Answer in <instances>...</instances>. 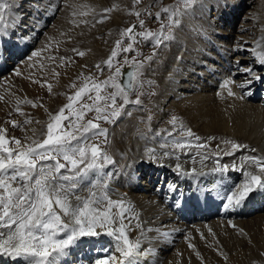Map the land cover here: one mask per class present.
Here are the masks:
<instances>
[{"label": "bare ground", "instance_id": "1", "mask_svg": "<svg viewBox=\"0 0 264 264\" xmlns=\"http://www.w3.org/2000/svg\"><path fill=\"white\" fill-rule=\"evenodd\" d=\"M4 2L10 6L6 10L7 33L0 39V97L4 98L0 100V127L7 129L9 138L23 140L27 129H41L49 113H57L68 102L61 96L72 92L71 79L82 73L90 74V67L107 51L105 43L95 44L98 35L102 34L105 42L110 40L118 27L125 24L132 0H91V4L90 0ZM154 2L157 1L151 4ZM108 6L112 10L105 12ZM191 6L174 16L178 25L162 46L153 48L156 58L150 62L151 69L143 70L152 81L151 90L156 95L141 99L142 103L135 107L127 105L119 119L108 127V143L104 147L114 163L91 178L96 183L106 182L110 198L124 200L142 225L129 232L130 239L139 238L141 242L138 264H264V190L256 191L232 211L223 209L226 200L214 204L207 199L208 209L204 210L207 217L195 224H188L180 216H196L200 208L189 201L176 206V195L168 193L169 185L184 193L196 181L205 189L210 187L205 191L209 198L216 191L227 196L244 182L245 169L239 166L245 158H264V102L256 99L264 80L253 81L250 87L242 89L239 85L251 78L238 71L243 65L251 67L256 76L264 77V65L257 58L264 55V0H196ZM240 7L244 15L238 24ZM107 14L112 20L111 28L102 26ZM54 41L61 42L59 50L53 48ZM33 51H41V56L29 60ZM80 51L85 53L83 57L77 54ZM6 55L15 60L12 69L3 62ZM49 56L55 57V62ZM60 57L69 59L61 64ZM230 80L233 82L229 87L235 96H229L228 88L224 87ZM47 84L52 85L51 92ZM249 91L251 95H247ZM25 98L37 106L23 103ZM17 107L24 115L17 112ZM155 112L157 115L148 121L147 116ZM26 117H31V125L23 123ZM172 117L177 118L176 132L170 124ZM6 119L22 123L21 127L13 128ZM180 125L200 137L193 144L208 147H193L187 152L175 149L173 142L180 139ZM225 140L242 147L232 156H222L220 162L228 164L229 171L214 173L213 154L230 148L223 143ZM151 150L158 162L146 159ZM164 152L173 154L165 157ZM197 152L210 159L201 164ZM176 163L185 172L195 168L197 174L181 175ZM233 164L239 170L233 169ZM151 169H154L152 173ZM247 170L255 171V168ZM113 244L107 236L99 243L81 241L62 258V264H87L104 258L105 253L98 251L100 248L111 247L110 251L119 255ZM189 244L194 247L190 248ZM5 262L21 264L19 260L14 262L0 256V264Z\"/></svg>", "mask_w": 264, "mask_h": 264}, {"label": "snow or ice", "instance_id": "2", "mask_svg": "<svg viewBox=\"0 0 264 264\" xmlns=\"http://www.w3.org/2000/svg\"><path fill=\"white\" fill-rule=\"evenodd\" d=\"M135 2L138 3L139 0ZM9 6L6 2H0V39L7 33L5 10ZM109 11L111 9H105V12ZM163 12L168 13L169 9L164 8ZM135 15L139 18L141 13L136 12ZM156 19H160L159 12ZM178 23V20L174 21L170 16L167 27L171 28ZM144 25L145 21L139 19V27L143 28ZM165 27L161 24L159 35L152 31L136 32V25L125 29L121 36L128 37L130 42L125 47L123 40H117L116 47L104 62L109 70H114L112 74L104 80L89 76L78 88L73 82L71 87L76 91L68 96V103L57 113H49V119L41 129L35 127L27 129L23 140L9 138L6 134L7 129L0 127V256H6L14 262L19 260L21 264H62V258L70 254V249L81 241L99 243L107 236L114 241L115 253L119 255L113 254L107 248H100L98 251L104 252L105 256L97 258L94 264H138L137 257L142 254L141 242L139 238L130 239L129 232L134 228H142V225L132 214L131 206L122 199L110 198L107 183L104 181L96 183L91 176L106 165L114 163L104 147L108 143V130L102 128L99 121L114 123L127 105L142 103L140 96L145 93L140 89L144 87L145 82L139 77L146 67L151 69L150 62L153 61L154 54L145 57L144 60H137L136 56L131 60L127 56L124 57L123 65L135 69L126 73L130 81L136 82L135 89L138 94L135 100L129 98L133 91V83H120V78L124 75L123 65L116 61V58L120 53L134 51L137 36L143 40L156 37V46H159L161 36L165 41L169 39L163 34ZM77 54L81 57L85 55L83 51ZM40 56L41 51H33L28 59ZM48 59L55 62L56 58L49 56ZM59 59L60 63L64 64L69 58ZM258 59L261 65H264V55ZM96 68L103 71L99 64ZM238 71L251 78L239 85L242 89L250 87L253 81L264 80V77L254 75L250 67L241 65ZM16 75L19 76L20 72L17 71ZM232 82L230 80L224 84V87L228 88L229 96H235L229 87ZM146 83L151 84L150 81ZM44 86L41 84V87ZM47 88L49 92L52 91L51 84H47ZM109 88L113 91L108 92ZM247 95H251V92L249 91ZM117 98L122 100V103L117 104ZM3 99L0 97V100ZM20 103L18 100L17 104ZM23 103L32 107L37 106L26 98ZM16 110L20 115H24L19 107ZM90 112L95 113L94 117L85 121V116ZM10 123L13 128L21 127L16 121ZM23 123L31 125L33 121L26 118ZM36 123L39 124L40 121ZM170 124L173 126V132H176L177 118L172 117ZM179 132L180 139L173 142L175 149L187 152L193 147L196 149L208 147L202 143L193 144V140L199 141L200 137L190 129H185L183 125H180ZM223 143L230 145V148L213 154L216 159L211 171L214 173L229 171V165L220 162L222 156H232L242 147L230 140ZM172 154L164 152L163 156L168 157ZM197 156L201 164L210 159L201 152H197ZM148 157L146 158L148 162L159 161L154 150L149 151ZM176 159L179 161V156H176ZM192 160L196 163L195 157ZM231 167L239 170L235 164ZM239 167L245 169L244 182L224 198L226 202L222 207L225 211L235 210L253 193L264 190V158L246 157ZM175 168L181 175L197 174L195 168L191 172L183 171L180 163H176ZM249 168H255V171L247 170ZM168 187L169 190L175 191L174 185ZM133 220L137 222L133 224ZM189 247L194 246L189 244Z\"/></svg>", "mask_w": 264, "mask_h": 264}, {"label": "rangeland", "instance_id": "3", "mask_svg": "<svg viewBox=\"0 0 264 264\" xmlns=\"http://www.w3.org/2000/svg\"><path fill=\"white\" fill-rule=\"evenodd\" d=\"M153 0H139L138 3L135 2V0H132V5H130L132 8L131 9H128V14H127V18L126 19V22L124 25L118 27V31H116L113 35H111L110 37V40H108L107 42H105V37L101 34V35H98L97 39H96V42L95 44H99V45H102L103 43H105V46H104V49H106V53L103 54V56H100L99 59L97 60V62H95L94 65H92L89 68H84V69H89L91 72L90 74H85V73H82V74H79L77 77L75 76L73 79H71L69 81V86L70 88L71 85L73 84V82H75V84L77 85V88L79 86H81L85 81H86V78L89 77V76H92L93 78H96L98 80H104V79H107V77L109 75L112 74V71L114 70H109L106 66H105V61L109 58V56L111 55V51L116 47V41L117 40H123V46H127V44L130 42L129 41V38L128 37H122L121 36V33L124 32L125 29H127L128 27H131L133 25H136V29L135 31L136 32H141V31H152L154 33H157L158 35L161 33V24L165 25L166 27L164 28L163 30V34L167 35L169 38L171 37V34H172V30L174 29V27H176L178 24H174L171 28H168L167 25L169 23V17L171 16L172 19L175 21L176 19H174V16L175 15H178L180 12L182 11H186L187 9H190L192 8L193 6L192 5V2L196 1V0H155L157 2H154L153 4L152 3ZM244 1V0H243ZM247 1V0H246ZM78 2V1H76ZM81 4V2H80ZM79 4V5H80ZM87 5H90L91 4V0H90V4L89 3H86ZM146 4V5H145ZM149 5V6H148ZM136 6V7H135ZM146 6V7H145ZM160 7V8H159ZM243 7V6H242ZM240 7V10H239V19L236 20V22L238 23L239 21H241L243 19V12H244V9ZM108 9H111L112 7L108 6L107 7ZM106 8V9H107ZM143 8V9H142ZM145 8V9H144ZM147 8V9H146ZM164 8H168L169 9V12L168 13H165L163 12V9ZM246 8V7H245ZM151 9V10H150ZM105 10V9H104ZM112 10V9H111ZM141 10V11H140ZM144 10V11H143ZM161 10V11H160ZM212 9L210 10V14L212 13ZM77 12V9L75 10L74 14L77 16L78 15V12ZM136 12H141V15L139 16V18H137V16L135 15ZM160 13V19L157 20L156 19V16L155 14L157 13ZM73 14V16H74ZM132 16H130V15ZM209 14V16H210ZM55 16V14H54ZM104 16V15H103ZM108 16L110 15H106L104 17V20H102V26L103 28H111L112 26V20H110L108 18ZM211 17L212 14H211ZM75 19V16L72 17ZM134 18V20H133ZM73 19V20H74ZM139 19H143L145 21V25L143 28H140L139 27ZM53 20V19H52ZM72 20V19H71ZM72 20V21H73ZM129 20V21H128ZM72 21H70L69 23H73ZM104 21V22H103ZM53 22V21H52ZM129 23V24H128ZM240 23V22H239ZM238 23V24H239ZM68 25V24H67ZM66 25V28H68ZM126 26V27H125ZM123 27V28H122ZM122 30H121V29ZM120 29V30H119ZM160 32V33H159ZM168 32V33H167ZM113 36V37H112ZM112 38V39H111ZM167 41V40H166ZM165 40H163V37L161 36V43L159 44V46H162L161 44L163 42H166ZM60 44L61 42L60 41H54L53 42V48L55 49H60ZM154 47H157L156 46V37H151L149 40H143L141 37L137 36V42L134 43V51L133 52H130V53H120L118 55V57L116 58V61H118L121 65H123V60H124V57L127 56L129 60L132 59L133 56H136L137 60H144L145 57L149 56L151 53V55L154 54V52H152L154 49ZM102 48V47H101ZM33 49V48H31ZM59 51H57L58 53ZM151 52V53H150ZM30 53V52H28ZM25 54V52L23 53ZM23 56V55H22ZM244 56H249V55H244ZM156 57L153 58V61ZM78 59V58H77ZM45 60V59H44ZM43 60V62H44ZM48 62V61H47ZM57 62V61H56ZM101 65V68L103 69V71H99L97 68H96V65ZM127 65H123V67H125ZM41 69L43 68L42 66H39ZM122 67V68H123ZM12 69V68H11ZM145 78V79H144ZM139 79L141 81H144L145 84H144V87L142 88V92H144L145 94L144 95H141L140 96V99H143V98H147V99H151L152 97H154L156 95V91L155 90H151V88L153 87L152 85V81L148 80L145 76V73L143 72V74L139 77ZM151 82V84L149 85L148 81ZM46 80H45V84H46ZM50 83V82H48ZM120 83H121V78H120ZM134 84H136V82H134ZM148 86V87H147ZM260 88V87H259ZM75 88H72V92L68 93L67 96L66 95H63L61 96L62 98H67L69 95H72L74 94V92L76 91V89L74 90ZM15 89H13L12 91H14ZM108 92H111L113 91V89L109 88L107 90ZM259 93V91H258ZM137 91L135 89V86H134V90L130 93V96L129 98L132 99V100H135L137 98ZM11 95L14 97L15 96V93H11ZM65 98V101L67 100L68 101V98L66 99ZM135 98V99H134ZM66 101V102H67ZM89 103H91V101H88ZM68 103V102H67ZM122 103V100H120L119 98H117V104H120ZM134 106L132 107H135L137 105L133 104ZM141 107L143 108V106L141 105ZM147 110V108H145ZM144 109V110H145ZM157 115V112L153 113V114H149L147 116V119L148 121H152L153 120V117L154 115ZM95 113L94 112H90L88 113L86 116H85V121H87L88 119H92L94 117ZM149 117H151V119H149ZM26 118H31V117H26ZM119 119V118H118ZM116 119V121L118 120ZM5 121H10V119H6ZM100 123V126L102 128H106L108 130L107 132V137H108V133H109V128L110 125L112 123H107V122H104V121H99ZM22 123H20L21 125ZM1 125V124H0ZM18 128V127H16ZM103 139V138H101ZM143 179H139V181H141ZM156 186V185H155Z\"/></svg>", "mask_w": 264, "mask_h": 264}, {"label": "water", "instance_id": "4", "mask_svg": "<svg viewBox=\"0 0 264 264\" xmlns=\"http://www.w3.org/2000/svg\"><path fill=\"white\" fill-rule=\"evenodd\" d=\"M129 71H131V69H128L126 67L122 68V72L124 73V75H122V79H123L122 83L123 84H127L130 82L129 77L126 75V73H128Z\"/></svg>", "mask_w": 264, "mask_h": 264}]
</instances>
